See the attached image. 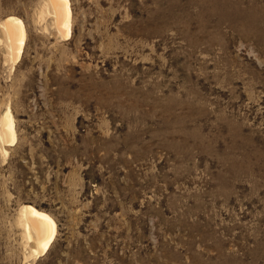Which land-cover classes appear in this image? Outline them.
Segmentation results:
<instances>
[{
    "label": "rangeland",
    "instance_id": "1",
    "mask_svg": "<svg viewBox=\"0 0 264 264\" xmlns=\"http://www.w3.org/2000/svg\"><path fill=\"white\" fill-rule=\"evenodd\" d=\"M68 2L66 40L0 0L26 31L18 62L0 42V264H264V0Z\"/></svg>",
    "mask_w": 264,
    "mask_h": 264
},
{
    "label": "bare ground",
    "instance_id": "2",
    "mask_svg": "<svg viewBox=\"0 0 264 264\" xmlns=\"http://www.w3.org/2000/svg\"><path fill=\"white\" fill-rule=\"evenodd\" d=\"M68 0H45L40 17L50 15L53 18V26L57 35L63 39H69L71 30V10L68 7ZM3 29L4 44L7 53L12 56L13 62H18L23 53L25 41V27L21 21L15 17H8L1 22ZM9 55V56H10ZM10 59V57H9ZM11 60V59H10ZM11 63V64H12ZM16 141L15 127L9 109L0 118V152L6 155L5 146L10 147ZM10 145V146H9ZM19 225L23 229L25 240L30 246L28 257L36 258L43 256L51 247L56 235V225L49 214L35 209L32 206H22L19 208Z\"/></svg>",
    "mask_w": 264,
    "mask_h": 264
}]
</instances>
